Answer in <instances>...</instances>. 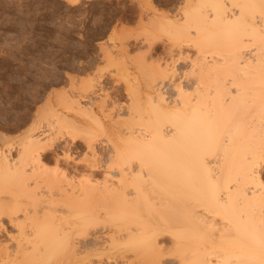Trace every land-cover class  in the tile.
I'll list each match as a JSON object with an SVG mask.
<instances>
[{
	"label": "bare ground",
	"instance_id": "obj_1",
	"mask_svg": "<svg viewBox=\"0 0 264 264\" xmlns=\"http://www.w3.org/2000/svg\"><path fill=\"white\" fill-rule=\"evenodd\" d=\"M210 2L211 12L189 0L173 11H161L151 2L146 32L186 39L195 27L197 38L191 44L197 52L168 46L165 52L172 61H153L155 75L145 88L130 84L131 102L120 112L126 117H111L117 126L126 125L115 133L110 123L112 170L107 171L114 177L108 172L101 182L88 172L99 166L98 146L89 140L90 158H84L90 169L75 168L76 139L89 134L93 122L103 127L97 113L79 99L62 102L83 110L88 120L52 110L50 115L57 117L45 126L51 132L66 127L72 138L65 145L54 144L58 132L51 139L37 124L24 134L18 151L2 146L0 192L17 190L34 206L25 205L30 209L23 219L11 214L18 234L12 250L6 244L2 264H68L63 263L68 257L70 262L89 251L92 255L121 246L134 253L127 264H156L168 251L169 246H162L168 238L160 242L164 235L172 243V264H264V177L258 168L264 163V0ZM148 38L144 41H152ZM107 57L115 63L110 53ZM98 105L105 110L104 101ZM49 153L55 154L57 168L47 166ZM71 160L77 166L70 167ZM8 199L7 204L14 201ZM93 202L104 206L107 218L89 211ZM58 206L61 211L65 207L63 213ZM102 222L114 226L106 245L98 231L90 234Z\"/></svg>",
	"mask_w": 264,
	"mask_h": 264
},
{
	"label": "rangeland",
	"instance_id": "obj_2",
	"mask_svg": "<svg viewBox=\"0 0 264 264\" xmlns=\"http://www.w3.org/2000/svg\"><path fill=\"white\" fill-rule=\"evenodd\" d=\"M185 1L186 0H0V152L2 146L6 148L12 147L14 150H17L16 148H19L18 145L22 143L21 139H24V134L37 124L41 126L40 129L44 128L47 130L46 128L49 126L47 125L49 124L48 122H50V124L53 123L54 119L57 117L52 114V116L50 115V113L53 112L52 110H54L55 113H73L81 120H88L89 117L83 110L73 108L70 104H66L68 103L66 101L65 104L62 102L63 99L67 98L79 99L78 101H81L84 108L94 110L97 113L100 120L103 121V127L99 126V130L101 129L99 131L98 128H96L98 123L95 122L94 125L93 122L90 124L91 132L89 130V134H87V132H82L81 135H83H80L79 138L76 139L77 141L74 140V142L76 141L79 143L75 146L73 145L77 143L71 145L74 149H72V155L74 156L73 160L77 162L76 164L78 166L72 162L73 160L70 161L69 165H71L70 167H75L76 165V169L80 168L82 172H87L88 169H90L88 168L90 166L87 164L90 161L86 159L90 158L88 157L87 142L88 140L89 142L93 141L95 142V147L97 148L98 146L97 157H99L97 160L99 166H97V168H92H94V170L99 168L100 170L94 171L91 170V168L88 172H92L93 175L95 174L94 176H96L99 181H104L105 175L109 172L107 170H112L109 164L110 160H108L111 153H113L110 138L114 133L111 132L110 123L114 122L111 121V117L114 116L115 119L118 118L119 120L126 117L121 116L120 112L121 107L129 105L131 102V94L128 93L130 91L128 89L130 84H133L132 87L134 89L137 85H142L143 88H145L147 80L153 77L152 74L155 75L154 71L156 69L151 66L153 64L152 62L158 60L156 62L159 63V60L163 62L165 59L172 61L173 58H169V56H167L168 53L165 52L168 46L179 48L180 45H183L189 48L191 54L195 55L197 52L196 47L191 44L194 43L193 40L197 38L194 32L196 29L195 27H192L191 32H188L189 35L186 39H178L165 32H159L155 36L149 35L146 32L147 29L150 28L148 17L152 14V10L149 7L151 2L158 5L157 7L161 11H173L172 9L177 8L178 5L185 4ZM189 1L192 6L206 5L204 10L212 11V6L210 5L211 0ZM144 7H146V9ZM140 10H142V12H140ZM143 10H146V12ZM148 12L150 14H148ZM140 13L144 15L142 14V16H140ZM145 13L149 16H146ZM140 17H145V19L142 20L143 18L141 19ZM116 34L118 35L117 38H113ZM147 37H150L148 39L149 41L152 39V41H144L147 40L145 39ZM121 40H123V42H121ZM107 47L109 49H106ZM175 52L177 53V50ZM108 53L115 58L114 64L108 63ZM174 55L175 59H177L178 54ZM138 57H140V59ZM181 61L182 60L178 59V64H180ZM150 69L153 71L151 72ZM122 71H126V73ZM149 71L150 73H148ZM147 74H150V78ZM103 101L105 102V110H101L98 105V103ZM120 124L121 123L118 124L119 126H117V123L113 124L115 133L116 131H122V128L126 127L125 124ZM102 128H105L106 132H104L105 130H102ZM54 129L52 130L54 131ZM60 130L61 132L59 134ZM66 130L67 128L64 127L63 129L52 131L54 134L58 132L59 136L55 135L58 137H54L55 139H53L54 135L51 130L48 129L47 132L51 134H47L49 136L53 135L50 138L56 142L54 143L55 145H60L61 143L65 145L64 142L72 138ZM57 149L60 148L58 147ZM14 150L12 153L16 154ZM100 150L101 152H99ZM52 152L50 153L52 154ZM50 156L52 160L50 157V161L46 162L48 163L47 166L53 169L57 168L58 164L54 159L55 154ZM82 159L86 160L84 161ZM61 163L59 166L63 164L64 167L67 166L66 162L63 164ZM258 168L262 171L261 173L264 177V163L259 164ZM78 172H80V170ZM108 175L112 176L113 173ZM0 186H2L1 181ZM41 186L44 187V183H41ZM45 188L46 187L42 189ZM6 191L2 190L0 192V206L2 207H0V264H2L1 258L4 255L3 253L6 251V244L9 246L14 244L16 241L14 237L18 234V227L12 222V216H18L20 219H23V214H25L26 209L34 207L31 204L30 206L28 204L29 201H25L27 200L26 197L18 193L17 190L14 193L7 191L8 194L4 195ZM5 198L14 200L11 202L13 204H7ZM199 207H201L200 209L203 208L202 206ZM58 209L60 210L59 213H63L62 211L65 207L62 211V207L58 206ZM89 209V211L95 212L94 215L98 217L101 216L100 218H107L106 214H104L106 213L104 206L93 202L90 204ZM101 209L104 210V212ZM11 214L13 215L11 216ZM66 215L68 214H64L63 216ZM112 227L114 226L107 224V222L98 223V226L94 225V229L96 228L95 231L93 227H91L90 234L95 233L97 235L99 232L100 235L98 234V236H101L99 239L107 240L103 243L106 245V243L109 244L108 235L110 236L112 234L113 230L109 231ZM103 236L106 238H103ZM167 238V242H169V235L162 236L161 239L163 240H160V242L166 241ZM167 242H164L165 244L162 246H172L171 241V245L169 243L167 244ZM169 247L167 248L168 251L166 250L162 256V261H157L156 264H170L171 262H175H173V259L170 260L172 256L169 254ZM13 248L14 245L10 246V249H6L10 251ZM118 248L106 251L108 249L104 247L103 250L105 251H93L94 253H92V255L90 254L92 251H89L86 254L89 257L82 254L79 259L74 257V259L72 258L73 261L70 262L74 264V260L78 259L80 262L77 260L75 264H122V262L127 264L134 259L133 251L122 246ZM95 252L98 254L96 255ZM108 255H110V257ZM111 256H113L115 260ZM85 257L88 258L85 259ZM122 257H126L124 259L128 260H124ZM68 259H70V257H68ZM68 259L63 263L70 264ZM82 259L85 261L82 262ZM109 259L112 261H109ZM166 259L167 261L165 262ZM87 260L88 262H86Z\"/></svg>",
	"mask_w": 264,
	"mask_h": 264
}]
</instances>
